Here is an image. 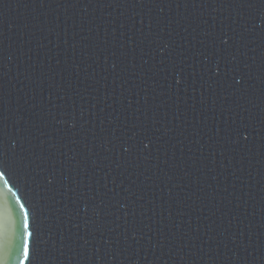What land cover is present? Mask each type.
I'll use <instances>...</instances> for the list:
<instances>
[{
	"label": "water",
	"instance_id": "obj_1",
	"mask_svg": "<svg viewBox=\"0 0 264 264\" xmlns=\"http://www.w3.org/2000/svg\"><path fill=\"white\" fill-rule=\"evenodd\" d=\"M0 166V264H264V0H0Z\"/></svg>",
	"mask_w": 264,
	"mask_h": 264
},
{
	"label": "snow or ice",
	"instance_id": "obj_2",
	"mask_svg": "<svg viewBox=\"0 0 264 264\" xmlns=\"http://www.w3.org/2000/svg\"><path fill=\"white\" fill-rule=\"evenodd\" d=\"M245 6L250 7V8H254V7H256V4L248 3ZM0 167H2V166H0ZM3 174H4L3 171H0V178L3 177ZM29 226L30 225H29V222H28V212L25 211L23 228L26 230V229L29 228ZM32 235H33L32 232L26 231V232L23 233V236H22L23 257H24L25 260H27L29 262V264H31V258L34 255V253L36 252L35 246L34 245L30 246L29 240H28V238L31 237Z\"/></svg>",
	"mask_w": 264,
	"mask_h": 264
}]
</instances>
